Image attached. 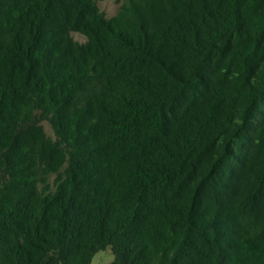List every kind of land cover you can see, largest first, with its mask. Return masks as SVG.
Wrapping results in <instances>:
<instances>
[{
    "label": "trees",
    "instance_id": "obj_1",
    "mask_svg": "<svg viewBox=\"0 0 264 264\" xmlns=\"http://www.w3.org/2000/svg\"><path fill=\"white\" fill-rule=\"evenodd\" d=\"M99 1L0 0V264H264V0Z\"/></svg>",
    "mask_w": 264,
    "mask_h": 264
},
{
    "label": "rangeland",
    "instance_id": "obj_2",
    "mask_svg": "<svg viewBox=\"0 0 264 264\" xmlns=\"http://www.w3.org/2000/svg\"><path fill=\"white\" fill-rule=\"evenodd\" d=\"M122 3L123 0H101L98 2V5L101 12L105 14L106 18H112L118 13ZM72 36L74 37L75 40L79 42L86 41V38L78 33H73ZM44 126L48 135L54 137V133L50 125L45 122ZM113 260H114L113 253L110 249H108L96 254L92 261V264H111Z\"/></svg>",
    "mask_w": 264,
    "mask_h": 264
}]
</instances>
